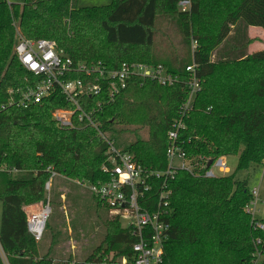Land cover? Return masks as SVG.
Returning a JSON list of instances; mask_svg holds the SVG:
<instances>
[{
	"label": "trees",
	"instance_id": "trees-1",
	"mask_svg": "<svg viewBox=\"0 0 264 264\" xmlns=\"http://www.w3.org/2000/svg\"><path fill=\"white\" fill-rule=\"evenodd\" d=\"M180 1L113 0L109 7L82 9L79 0H0V248L8 264H121L98 254L102 250H115L132 264L138 241L109 211L106 245L86 261H57L52 249L40 256L25 206L47 203L53 173L79 182L103 179L108 145L86 122L59 127L53 112L71 108L60 92L29 108L11 104L21 96L17 91L35 84L15 55L20 37L52 40L75 62L109 69L126 62L162 64L177 78L168 87L134 78L94 116L111 140L116 134L135 136L122 151L143 167L167 170L168 133L178 122L188 158L238 156L237 171L264 165V50L249 53L255 41L249 28H264V0H190L188 12L180 11ZM170 20L179 21L183 39L196 47L191 57L189 48L174 49L170 62H161L155 58L156 40L161 22ZM94 28L102 35H92ZM190 65L202 89L186 110ZM100 101L84 100V108ZM145 130L147 139L141 135ZM207 170H179L167 180L148 182L147 208L166 210L171 225L162 264H264V235L254 230L258 219L245 211L253 199L248 181L238 179L237 171L206 177ZM163 190L170 195L160 200Z\"/></svg>",
	"mask_w": 264,
	"mask_h": 264
},
{
	"label": "built area",
	"instance_id": "built-area-1",
	"mask_svg": "<svg viewBox=\"0 0 264 264\" xmlns=\"http://www.w3.org/2000/svg\"><path fill=\"white\" fill-rule=\"evenodd\" d=\"M179 9L182 12L190 11L191 1L181 0ZM15 55L22 66L35 78V84L23 92L17 91L21 96L18 100L13 99L11 104L29 108L41 104L56 92H60L71 108L57 109L53 112V118L59 127L74 128L78 120L88 123L98 131L101 139L108 145L107 159L102 166L104 178L96 183L78 181V184L87 187L94 199L112 215L118 217L122 227L137 238V243L132 246L134 260L132 264H162L171 230V225L166 219L168 212L160 206L157 210L147 208L148 201L144 200V194L151 189L148 184L151 179L164 181L172 178V175L179 170L196 173L189 165L186 150L178 139V132L184 126L182 122H178L175 130L168 133L166 150L168 168L160 171L143 167L131 154L119 149L115 141L102 131L101 123L95 121L94 116L103 105L115 101L134 78L147 79L163 87L174 86L178 81L177 78L162 64L126 62L117 69H109L103 63L75 62L64 51L59 50L54 41L48 39L30 40L20 37L15 46ZM186 70L190 73V80L187 82L190 97L184 106L187 110L202 89V79L198 77L194 65L188 66ZM78 75L82 78L77 77ZM10 93L13 94L12 91ZM97 96L101 97L103 102L100 101L90 110H86L84 100ZM205 167L208 168L205 172L206 177L219 176L215 174L214 168L218 169L220 175L231 172L225 157L213 160L210 167L207 164ZM56 177L59 176L53 173L52 179L46 185L48 192L51 190L52 180ZM251 193L253 199L246 206L245 211L255 218L259 190L254 189ZM168 195L170 191L163 190L160 193V200L166 199ZM165 206H168V202ZM51 212L48 199L38 211L27 214L28 231L37 243L44 238ZM254 230L264 235V221L257 220ZM255 243L260 245L261 239ZM0 252H2L1 248ZM256 255L261 256L260 253ZM119 263L127 264L128 260L123 258Z\"/></svg>",
	"mask_w": 264,
	"mask_h": 264
},
{
	"label": "rangeland",
	"instance_id": "rangeland-1",
	"mask_svg": "<svg viewBox=\"0 0 264 264\" xmlns=\"http://www.w3.org/2000/svg\"><path fill=\"white\" fill-rule=\"evenodd\" d=\"M10 3H21L23 0H8ZM113 0H79V8H97L111 6ZM161 32L156 40V53L158 61L170 62L174 49H185L191 57L196 47L192 43L191 47L183 39L181 24L179 21H164L160 24ZM258 31V30H257ZM259 37L264 39V28L260 27L259 32L253 31ZM94 36H101L102 32L94 28L91 32ZM253 47H261L264 40L254 38ZM252 47V50H253ZM251 48L249 47V50ZM142 137L148 138V131L141 133ZM116 146L124 149L134 140L133 134H116ZM192 169L197 171L205 167L209 160L202 156H193L187 159ZM207 161V162H206ZM227 166L231 172H236L238 168V156L225 157ZM176 164H179L176 162ZM207 164V166H208ZM216 175H220L217 168L213 169ZM230 172V173H231ZM195 173V174H196ZM237 178L247 180L248 185L253 191L259 190L258 202L256 205V216L258 220H264V165H253L248 170L237 171ZM48 192V191H47ZM50 200L51 216L48 220L43 240L39 244L40 256L48 254L52 249V254L57 261L72 259L74 262H84L91 257L98 247L104 248L107 237L110 233L109 211L103 206H99L87 187L78 184V181H71L62 177H56L52 180L51 190L48 192ZM2 202H0V225L2 220ZM42 203L25 206L27 214L38 211ZM98 254L105 256L108 261L116 263L121 261L116 257L115 250L100 251ZM5 264H8L7 258L3 252H0ZM105 259V258H104Z\"/></svg>",
	"mask_w": 264,
	"mask_h": 264
},
{
	"label": "crops",
	"instance_id": "crops-1",
	"mask_svg": "<svg viewBox=\"0 0 264 264\" xmlns=\"http://www.w3.org/2000/svg\"><path fill=\"white\" fill-rule=\"evenodd\" d=\"M106 7H109V6H106ZM258 30V31H257ZM253 31L255 32H259L260 31V27H250L249 28V35H250V38L254 39V38H259L261 40H264L263 38L259 37L258 34H254ZM252 47H253V44L250 46V50H249V53L252 54L256 51H260V50H264V45H261V47H253V50H252Z\"/></svg>",
	"mask_w": 264,
	"mask_h": 264
},
{
	"label": "water",
	"instance_id": "water-1",
	"mask_svg": "<svg viewBox=\"0 0 264 264\" xmlns=\"http://www.w3.org/2000/svg\"><path fill=\"white\" fill-rule=\"evenodd\" d=\"M213 161H210L208 164V167H210L212 165Z\"/></svg>",
	"mask_w": 264,
	"mask_h": 264
}]
</instances>
